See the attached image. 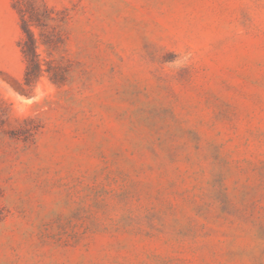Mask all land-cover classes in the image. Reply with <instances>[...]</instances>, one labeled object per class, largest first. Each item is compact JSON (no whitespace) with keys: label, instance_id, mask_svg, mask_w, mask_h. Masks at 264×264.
Masks as SVG:
<instances>
[{"label":"rangeland","instance_id":"obj_1","mask_svg":"<svg viewBox=\"0 0 264 264\" xmlns=\"http://www.w3.org/2000/svg\"><path fill=\"white\" fill-rule=\"evenodd\" d=\"M25 2L63 80L0 0V264H264V0Z\"/></svg>","mask_w":264,"mask_h":264},{"label":"trees","instance_id":"obj_2","mask_svg":"<svg viewBox=\"0 0 264 264\" xmlns=\"http://www.w3.org/2000/svg\"><path fill=\"white\" fill-rule=\"evenodd\" d=\"M25 1L26 0H15L16 9L21 20V28L24 33V37L21 38L19 42L20 50L26 61L24 84L27 86L31 85L44 72L49 75V78L54 83H61L63 80V73L60 69L52 65L50 61L42 59L37 52L39 44H43L48 49L51 43L53 44V40L46 36L42 30L39 32L40 37L37 38L32 30V26L40 29L44 26L41 15L39 14V16L38 12L41 11L43 17L49 19L51 18V11L44 4H41V10H38L29 4L27 5ZM55 44L56 43L52 46H55ZM43 65L46 67H43ZM26 132L30 134V129H26Z\"/></svg>","mask_w":264,"mask_h":264}]
</instances>
